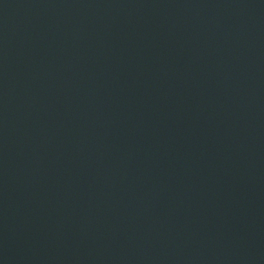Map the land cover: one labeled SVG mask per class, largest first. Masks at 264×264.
I'll list each match as a JSON object with an SVG mask.
<instances>
[{
	"label": "water",
	"instance_id": "water-1",
	"mask_svg": "<svg viewBox=\"0 0 264 264\" xmlns=\"http://www.w3.org/2000/svg\"><path fill=\"white\" fill-rule=\"evenodd\" d=\"M0 264H264V0H0Z\"/></svg>",
	"mask_w": 264,
	"mask_h": 264
}]
</instances>
